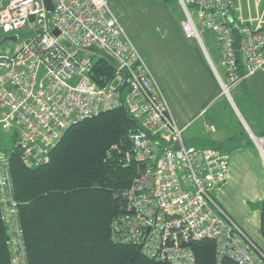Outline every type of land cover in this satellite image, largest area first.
Returning <instances> with one entry per match:
<instances>
[{
    "label": "built area",
    "instance_id": "obj_1",
    "mask_svg": "<svg viewBox=\"0 0 264 264\" xmlns=\"http://www.w3.org/2000/svg\"><path fill=\"white\" fill-rule=\"evenodd\" d=\"M51 2V11L43 0H7L0 8V32L16 37L0 50V128L12 133L22 164H41L73 124L124 104L137 127L128 134L131 148L123 158L136 166V174L120 195L122 212L111 224L113 240L168 264H195L191 246L211 240L217 262L264 264V251L212 193L227 179L228 154L184 143L160 84L109 0ZM178 2L184 35L205 48L200 32L207 31L218 45L225 82L210 62L222 92L229 94L241 79L264 73V17L251 26L235 15L236 0ZM230 22L240 31L239 61ZM89 48L105 51L118 63L110 80L91 77L98 58ZM259 139L264 161V139ZM0 205L10 264H28L12 197L10 156L2 151Z\"/></svg>",
    "mask_w": 264,
    "mask_h": 264
},
{
    "label": "trees",
    "instance_id": "obj_2",
    "mask_svg": "<svg viewBox=\"0 0 264 264\" xmlns=\"http://www.w3.org/2000/svg\"><path fill=\"white\" fill-rule=\"evenodd\" d=\"M161 1L173 8L180 6L178 0ZM113 71L98 58L91 77L97 81L103 75L108 81ZM219 73L225 82L223 69ZM245 79L232 91L237 89L249 101ZM237 108L247 120L240 103ZM221 112L229 128L231 119L223 108ZM136 127L124 104L80 120L65 131L46 160L31 168L22 164L14 137L9 147L0 146V151L10 156L12 197L24 233L28 264H168L112 238L111 224L122 212L120 195L136 174V166L123 158L124 151L131 148L128 134ZM253 134L264 139V126ZM195 147L220 150L216 146ZM213 196L217 200L216 192ZM251 208L259 211V233L264 241V195ZM7 236V226L0 218V264H10ZM191 248L195 264H237L230 259L217 262L211 240L194 243Z\"/></svg>",
    "mask_w": 264,
    "mask_h": 264
},
{
    "label": "rangeland",
    "instance_id": "obj_3",
    "mask_svg": "<svg viewBox=\"0 0 264 264\" xmlns=\"http://www.w3.org/2000/svg\"><path fill=\"white\" fill-rule=\"evenodd\" d=\"M3 1L0 0V8L4 5ZM153 1L159 2L160 0H109V4L127 36L141 53L159 81L158 83L163 89L169 106L172 109L174 107L179 110L185 103V99L189 101L193 96L196 99L197 96L195 95L199 94L198 92L202 89V71L196 68L190 53H199L201 56L204 54L195 39L187 38L184 35L181 29L184 15L180 6L169 7L173 9L172 11H174L173 13L178 19L177 29L181 34V40L173 36L171 38L167 33L166 28L169 25L165 26V20L167 19L164 14L165 11L161 10L160 7L152 8ZM236 7L239 8V11L235 15L241 16L251 26L255 25L258 18L264 17V0H236ZM200 34L212 63L218 72L221 71L220 51L214 37L207 31H201ZM4 38L5 36L0 32V50L11 45L10 41H4ZM185 46L188 47V50ZM85 54L91 55L89 52H85ZM91 56L94 59L100 57L97 54ZM234 88L235 86L232 89ZM221 90L220 87V93L222 92ZM181 91H183V94ZM230 92V97L237 107L239 91L235 89ZM223 97L215 98L211 105L206 108L205 115L201 116L192 126L182 132V139L186 145L199 146L200 143L198 141H200L207 144L206 147L218 144L221 146L222 143H219L220 140L216 132L224 120L221 112L222 108H225L228 104L226 96L223 95ZM173 112L175 114L174 110ZM206 125L211 126V129L208 130ZM12 141V133H4L0 128V146L9 147ZM225 198L227 199V197Z\"/></svg>",
    "mask_w": 264,
    "mask_h": 264
},
{
    "label": "crops",
    "instance_id": "obj_4",
    "mask_svg": "<svg viewBox=\"0 0 264 264\" xmlns=\"http://www.w3.org/2000/svg\"><path fill=\"white\" fill-rule=\"evenodd\" d=\"M6 1L4 0L2 3L5 4ZM152 5V8L160 7L161 10L165 11L164 14L167 18L165 26L169 25L166 30L170 37H177L181 40V34L177 29L178 19L175 17L173 9L161 0L159 2L153 1ZM185 47L188 50V47ZM207 56L210 60L209 54ZM190 57L193 59L196 68L202 71L203 82L201 84L202 89L198 92L199 94L195 95L197 96L196 99L194 96L189 101L185 99V103L179 110L170 107L177 125L183 131L192 126L201 116L205 115L206 108L211 105L215 98L221 97L219 82L204 55L190 53ZM245 81L250 100H245L239 94L237 95V102L246 111L245 117L247 120L243 118V115L235 107L246 126L234 107L231 106L232 104L230 105L229 101H227L228 104L226 103L227 105L223 109L231 119V126L229 128L226 127L223 120V123H221L216 132L220 140L219 143H222L221 146L218 144L216 147L219 146L218 148L229 156L227 179L216 191V194L220 205L225 210L227 209L226 211L244 232L260 248L264 249V241L259 233L260 214L258 210L251 208V205L261 200L264 195V162L258 146L252 138L253 130L258 132L264 126V118L260 116V114L264 115V73L256 72L248 76ZM181 93L183 94V91ZM255 139L258 138L256 137ZM198 142L202 147H206L207 145L200 141Z\"/></svg>",
    "mask_w": 264,
    "mask_h": 264
},
{
    "label": "water",
    "instance_id": "obj_5",
    "mask_svg": "<svg viewBox=\"0 0 264 264\" xmlns=\"http://www.w3.org/2000/svg\"><path fill=\"white\" fill-rule=\"evenodd\" d=\"M43 3H44V5H45V7H46V9L48 10V11H51L52 10V2H51V0H43ZM231 23V25H232V27H233V31H234V45H235V49H236V53H235V56H236V60L237 61H239V51H238V49H239V46H240V31H239V28H238V26L235 24V23H233V22H230ZM53 34H55V35H58V31L57 30H54L53 31ZM5 40H11V41H15L16 40V37L15 36H13V37H8V38H4V41ZM66 45L68 44L67 43V41L66 40H62ZM199 43V42H198ZM199 45H200V47H201V49H202V52H203V54H204V56H205V58L207 59V61H208V63H209V65L211 66V62H210V60H209V58H208V56H207V53H206V51H205V48L203 47V45H201L200 43H199ZM89 51H91V52H93V53H95V54H97V55H99L100 56V58L101 59H103V60H105L112 68H117L118 67V63L116 62V60L115 59H113L108 53H106L105 51H103V50H100V49H96V48H89ZM211 68H212V66H211ZM213 69V68H212ZM222 94H224L225 96H226V98L228 99V101L232 104V106L234 107V109H235V111L237 112V114H238V116L240 117V119L243 121V123L245 124V122H244V120L242 119V117H241V115L239 114V112L237 111V109H236V107H235V105H234V103H233V101H232V98L230 97V95L229 94H225L224 92H222ZM245 126H246V124H245ZM252 138H253V140H255V136L252 134ZM255 142H256V140H255ZM262 150L264 151V147H262Z\"/></svg>",
    "mask_w": 264,
    "mask_h": 264
},
{
    "label": "bare ground",
    "instance_id": "obj_6",
    "mask_svg": "<svg viewBox=\"0 0 264 264\" xmlns=\"http://www.w3.org/2000/svg\"><path fill=\"white\" fill-rule=\"evenodd\" d=\"M255 140H256V141H261V139H259V138H258V139H255Z\"/></svg>",
    "mask_w": 264,
    "mask_h": 264
}]
</instances>
